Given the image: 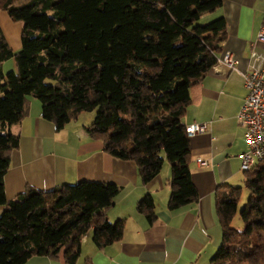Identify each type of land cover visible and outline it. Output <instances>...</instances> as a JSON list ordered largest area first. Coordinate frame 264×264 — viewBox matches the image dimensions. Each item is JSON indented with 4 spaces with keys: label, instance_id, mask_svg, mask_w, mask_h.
<instances>
[{
    "label": "trees",
    "instance_id": "16d2710c",
    "mask_svg": "<svg viewBox=\"0 0 264 264\" xmlns=\"http://www.w3.org/2000/svg\"><path fill=\"white\" fill-rule=\"evenodd\" d=\"M223 0H0V9L23 23L15 51L0 25V264H26L35 255L75 264L92 232L99 248L123 238L125 219L108 211L121 188L80 181L50 190L32 186L8 199L5 177L20 136L11 130L29 110V97L57 129L96 110L90 136L106 151L136 162L144 183L167 159L171 209L199 199L192 179L191 136L183 116L191 87L217 63L227 39L226 19L207 15ZM206 19V20H205ZM14 58L16 68L3 64ZM250 191L240 210L242 186L217 193L223 241L211 264H264V164L245 171ZM156 201L138 205L153 223ZM240 214L243 225L234 224Z\"/></svg>",
    "mask_w": 264,
    "mask_h": 264
},
{
    "label": "crops",
    "instance_id": "0c3cea01",
    "mask_svg": "<svg viewBox=\"0 0 264 264\" xmlns=\"http://www.w3.org/2000/svg\"><path fill=\"white\" fill-rule=\"evenodd\" d=\"M209 14L213 19L223 16L227 23V39L219 56L232 51L239 62L234 70L224 65L212 67L191 87L192 103L183 116L184 123L211 122L210 130L191 136L190 167L198 201L171 209L169 161L165 160L162 171L152 181L142 182L136 162L111 155L103 141L90 136L88 127L93 121L79 122L83 113L57 129L43 116L41 101L30 96L28 113L11 127L19 134L20 143L12 151L5 177L8 199L18 198L29 186L50 190L84 180L114 183L121 188L108 218L112 222L125 219L123 238L99 248L92 232L88 233L75 264H211L221 246L223 229L217 212V193L227 185L242 186L245 180L241 154L249 145L238 114L248 93L244 73L254 51L264 52V42L259 39L264 0H223V5ZM0 25L10 46L19 50L23 23L0 9ZM199 158L208 160L210 165L202 166ZM148 194L157 205L153 223L138 210L139 202ZM4 210L5 206H0V215ZM26 264L67 263L35 255Z\"/></svg>",
    "mask_w": 264,
    "mask_h": 264
},
{
    "label": "built area",
    "instance_id": "2783aa9c",
    "mask_svg": "<svg viewBox=\"0 0 264 264\" xmlns=\"http://www.w3.org/2000/svg\"><path fill=\"white\" fill-rule=\"evenodd\" d=\"M259 39L264 42V21L259 33ZM239 59L232 51H226L218 56L215 68L224 65L230 70L237 69ZM213 66V67H214ZM248 89L247 96L238 114V122L246 129V139L249 149L241 154L242 169L253 168L264 160V52L254 51L248 70L244 73ZM211 129V122H193L187 125L190 136ZM202 166L210 162L198 159Z\"/></svg>",
    "mask_w": 264,
    "mask_h": 264
},
{
    "label": "rangeland",
    "instance_id": "374dc122",
    "mask_svg": "<svg viewBox=\"0 0 264 264\" xmlns=\"http://www.w3.org/2000/svg\"><path fill=\"white\" fill-rule=\"evenodd\" d=\"M209 15V16H208ZM207 15V20L208 21H211L210 19L212 18L210 14ZM210 18V19H209ZM213 19V18H212ZM206 20V19H205ZM13 63H14V58H11L8 60L7 63L3 64V68H5V71H9L11 69H13ZM15 67V66H14ZM95 116H96V110L94 111H85L83 112V114L81 115V120L79 122L81 123H87V124H90L92 121H94L95 119ZM92 124V123H91ZM90 124V125H91ZM89 125V126H90ZM140 176V175H139ZM245 179V178H244ZM242 193H241V198H240V203H239V209L241 210L245 204L247 203L248 201V198L250 197V191L247 189V187L245 186V182L242 184ZM235 225L237 226H242L243 225V222H242V219L240 217V214L238 213V215L236 216V219H235V222H234ZM223 241V240H222Z\"/></svg>",
    "mask_w": 264,
    "mask_h": 264
}]
</instances>
